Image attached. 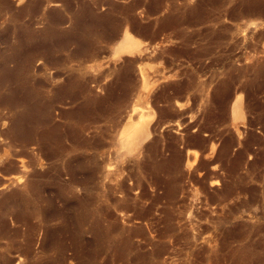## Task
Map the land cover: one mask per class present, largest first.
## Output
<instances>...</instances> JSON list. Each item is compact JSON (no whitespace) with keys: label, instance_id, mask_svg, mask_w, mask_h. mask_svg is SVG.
<instances>
[{"label":"rangeland","instance_id":"374dc122","mask_svg":"<svg viewBox=\"0 0 264 264\" xmlns=\"http://www.w3.org/2000/svg\"><path fill=\"white\" fill-rule=\"evenodd\" d=\"M157 1L163 8L153 15L140 14L145 5L136 10L143 25L152 23L157 29L155 37L127 25L117 39L102 40L100 56L81 68L96 83L90 84L95 101L88 103L92 117L87 134L98 133L108 144L86 151L98 163L97 186L92 188L99 194L95 202L110 206V215H116L120 223L127 216L126 227L143 226L144 234L154 240H161L159 228L167 210L179 216L180 229L191 235L190 245L184 247L182 239L175 241L172 234H166L167 250L152 258L154 264L162 260L167 264H232L229 252L238 246L254 245L264 252V0ZM25 2L6 0L0 6L20 7ZM45 4V9H63L62 0ZM78 5L72 0L73 8ZM169 7L174 17L165 20ZM63 13L69 14L67 9ZM6 17L0 19V28ZM4 51L8 49L0 32V59ZM131 57L138 61L125 76L120 67L124 58ZM46 71L53 74L56 70L49 64ZM66 75L61 72L55 79ZM176 82L179 87H167ZM79 103L69 98L56 101L53 114ZM10 123L0 106V192L4 193L12 187L24 188L30 173L46 172L54 160L39 153L35 158L18 156L17 163L24 160L25 168L19 165L18 170L5 173V159L12 155L8 138L2 134ZM64 158L56 162L66 178ZM167 185L177 188L169 197L164 195ZM52 187L42 192L43 198L52 196ZM76 190L86 191L80 185ZM40 198L32 196L45 205ZM124 198L131 206L147 209L146 214L136 217L133 207L124 209L120 204ZM53 206L63 209L62 217L74 216L60 197H54ZM11 216L7 215L10 221ZM59 219H50L49 225ZM113 231L120 237L118 226ZM41 234L36 231L34 255ZM66 236L65 264H75ZM83 237L90 240L92 235L86 231ZM131 237L143 249H151L142 233ZM6 242L0 237V246ZM7 254L19 256L18 252Z\"/></svg>","mask_w":264,"mask_h":264},{"label":"bare ground","instance_id":"6f19581e","mask_svg":"<svg viewBox=\"0 0 264 264\" xmlns=\"http://www.w3.org/2000/svg\"><path fill=\"white\" fill-rule=\"evenodd\" d=\"M46 1L26 0L20 7L13 3L0 6V19L5 14L7 16L0 32L8 49L2 52L0 59V106L6 109L11 120L6 134H1L8 138L6 145L12 155L7 161L5 159L2 168L5 173L18 170L19 165L25 168L24 160L19 159L17 163L18 156L35 158L39 153L54 158L46 172L30 173L25 179L24 188L12 187L6 193L0 192L3 194L0 198V237L7 239L6 244L0 246V264H20L21 261L26 264H65L67 246L63 238H67L66 234L71 240L75 264H115L118 260H122L123 264H154L152 258L160 257L167 250L166 234H172L175 241L182 239L184 247L190 245L191 235L180 229L179 216L169 210L159 228L161 240H154L144 234L141 225L126 227L124 221L127 216L120 223L116 215H110V206L96 204L99 194L94 193L92 188L97 186L98 163H94V159L91 161L92 157L86 151L108 144L98 133L87 134L90 127L88 121L92 117L88 103L95 101L90 84L96 86V83L93 84L95 78L86 77V72L81 68L84 62L100 56L102 40L112 42L127 25L137 33L146 32L155 37L157 29L152 23L143 25L136 10L145 5L146 9L140 14L143 12L150 16L163 6L157 0H131L123 4L116 0H77L79 5L73 8L72 0H62L63 9L69 13L66 15L62 8L45 9ZM173 17L170 8L164 19L171 20ZM66 21L68 24L63 25ZM76 43L80 45L79 48L72 47ZM40 59L41 62L37 64L36 60ZM10 61L12 65L8 64ZM71 61L75 63L69 64ZM137 61V57L124 58L120 70L127 76ZM49 64L56 70L53 74H47L46 65ZM64 71L66 77L56 80ZM179 85V82L168 83L167 87L177 88ZM66 98L81 103L67 109L59 108L55 116L54 103ZM165 98L170 99V96L166 95ZM15 144L19 145L18 149L9 147L14 148ZM63 156L66 178L62 177L61 167L56 162ZM76 185L86 191L77 192ZM48 187H52L53 194L43 198L42 192ZM164 189V195L169 197L177 188L176 185H167ZM32 196L41 197L45 205L38 204V200L32 199ZM54 197L62 198L66 206L73 210L74 216L62 217L63 209L53 206ZM127 203L125 198L120 202L124 204V209L133 207L134 216L146 214L147 209L142 206ZM8 214L12 215L11 221L7 218ZM55 218L60 219L49 225V220ZM117 226L120 237L113 231ZM37 230H41L42 234L38 254L34 255L32 250ZM86 231L92 235L90 240L83 237ZM135 232L143 234L145 244L151 245L149 251L143 249V244L132 240L131 235ZM20 235L23 236L22 240L18 239ZM7 252H18L19 256ZM229 258L232 264H264V252L254 245L232 249ZM160 263L167 264L165 260Z\"/></svg>","mask_w":264,"mask_h":264}]
</instances>
